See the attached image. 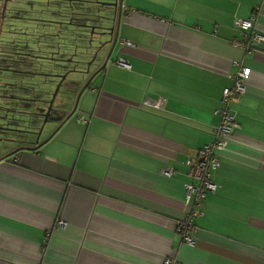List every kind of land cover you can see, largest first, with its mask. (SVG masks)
I'll return each mask as SVG.
<instances>
[{"label": "crops", "instance_id": "1", "mask_svg": "<svg viewBox=\"0 0 264 264\" xmlns=\"http://www.w3.org/2000/svg\"><path fill=\"white\" fill-rule=\"evenodd\" d=\"M254 10L264 34V0H123L109 63L72 119L0 161V264H264V39L233 44ZM234 60L251 73L191 246L177 231L185 161L213 138Z\"/></svg>", "mask_w": 264, "mask_h": 264}, {"label": "flooded vegetation", "instance_id": "2", "mask_svg": "<svg viewBox=\"0 0 264 264\" xmlns=\"http://www.w3.org/2000/svg\"><path fill=\"white\" fill-rule=\"evenodd\" d=\"M82 4L85 3H81L79 0H0V155L21 144L28 145V141L19 143L5 141L4 138L30 139L34 137V135L29 136L13 130V127H16L14 118L19 116V113L16 112L18 107L40 110L42 115L35 117L34 125L37 128L44 118V113L47 112L49 102H52V108L49 109L47 121L49 125H53V129L64 115V111L59 110L58 102L66 79L61 80L60 76L32 74L36 69L35 66L41 64L40 69L44 73L53 69L61 74L66 70L71 71L74 67L84 69L88 67L89 73L83 74L81 77L83 81L101 65L99 59L91 60L92 50L84 57L86 61H89L88 64L71 61L76 58L73 46H79L82 43L78 36L83 35L86 40L91 38L90 28L85 27L82 32L81 26H79L84 22L85 17L78 13ZM86 4H91L93 7L101 6L97 3ZM50 18L56 22H48ZM47 30H50V33L43 34ZM55 35H59L61 40H68L72 44L70 48L56 54L53 52L56 49L55 46L44 45L43 39L55 37ZM55 38L58 39V37ZM86 40L85 43H87ZM39 48L41 50H38ZM35 55L43 56L36 57ZM58 56L66 59L62 62L64 67L54 66L53 58ZM68 75L73 78L78 77L74 72H69ZM96 76L97 74L92 78V82ZM82 81L75 85L71 84L70 88L73 89V94L77 93ZM56 89L58 91L54 95ZM74 98L75 96H71L69 101L73 102ZM28 102L30 106H26ZM71 108L72 106L69 105L68 109ZM46 122L41 129L40 140L46 138L44 137ZM24 150L21 149L18 152ZM11 156L13 154L8 157Z\"/></svg>", "mask_w": 264, "mask_h": 264}, {"label": "water", "instance_id": "3", "mask_svg": "<svg viewBox=\"0 0 264 264\" xmlns=\"http://www.w3.org/2000/svg\"><path fill=\"white\" fill-rule=\"evenodd\" d=\"M81 3H85L81 5V10L78 11L79 14L84 15V22L81 23V29L82 32L85 30V27L90 28V34L91 38L86 40V38L81 35L78 36L80 40H82V43L79 44V46H73L75 49L74 55L76 58L71 59V61L75 63H83L86 62L87 64L89 61L85 60V56L92 50V57L91 60L99 59V62H101V65L98 69L93 71L88 78L85 80H81V77L83 74L89 73V68H77L74 67L73 69L66 70L64 73H60L59 71L55 70H49L47 73H44L43 70L40 69V66H35V70L32 74H36L37 76L42 75H49V76H60L61 80L66 79V82L64 83L65 87L64 89H61L60 91V97H59V110L64 111V115L58 120V124L56 127L44 138L43 140L39 139V135L41 132V129L45 122L48 120L47 115L49 114V109L52 108V102H49V107L47 109V112L44 113V118L41 121V124L37 128L34 123L36 121V116L42 115L38 110H34L30 107L28 108H17L16 112L19 113V116L14 118L15 119V125L16 127H13L14 131L21 132L23 134H27L29 136H33V138L26 139V138H4L5 141H13V142H19L22 143L23 141H28V145L21 144L13 150H9L8 152H5L0 155V161L6 159L9 155L17 153L21 149L25 150H34L37 147H39L42 143L47 141L51 135L65 122L72 119L73 114L76 112V108L79 102V99L82 95V93L87 90L91 83L92 78L98 74L100 71H102L107 64L109 63V59L113 53V50L116 46L117 40H118V30H119V23L122 16V4L123 0H79ZM86 3H97L101 6L93 7L91 4ZM106 6V7H104ZM49 20V21H48ZM48 22L54 23L56 20H53V18L48 19ZM91 21V22H88ZM50 30H47V32H44L43 34H49ZM55 37H58L56 39ZM55 37H48V39H43L42 42H45L44 45L47 46H55L56 49L53 51L54 53L58 54L63 50H68L70 48V45H72L68 40H61L59 38V35H55ZM85 40L87 43H85ZM38 41V40H37ZM34 43L36 41L33 40ZM37 44V43H36ZM38 50H41L40 48ZM36 57H42L43 55H35ZM34 56V57H35ZM55 61L54 66L56 67H64L65 65L62 63L63 61H66L65 58L62 56H58L53 58ZM33 63V61H32ZM69 72H74L78 75L77 78H73L68 75ZM79 81H82V84L77 91L76 94H73V89L70 88V86L75 85L79 83ZM61 82V81H60ZM59 82V84H60ZM38 83V82H34ZM72 84V85H71ZM57 89L54 91V95L57 93ZM75 96L74 101L72 104V108L69 110L68 108H64V106H67V104L70 103L69 99L70 97ZM35 104V103H34ZM30 106V103L26 104V106ZM56 109V108H55ZM50 121H53V119H50Z\"/></svg>", "mask_w": 264, "mask_h": 264}, {"label": "built area", "instance_id": "4", "mask_svg": "<svg viewBox=\"0 0 264 264\" xmlns=\"http://www.w3.org/2000/svg\"><path fill=\"white\" fill-rule=\"evenodd\" d=\"M259 8H257L258 13ZM256 10L247 18L237 19L236 23L243 29L244 36L235 39L233 44L242 47L248 53L255 51L256 45L264 39V34L256 28ZM126 44H133L129 40H123ZM117 64L130 68L131 64L123 57H117ZM237 65L236 70L230 73L233 78V85L227 86L222 91L221 104L216 108L215 113L219 115V122L213 127V138L203 143L195 154L189 156L185 163L187 165V175L191 181L185 183V204L188 210L184 217L177 222V231L182 239L188 245L194 244V235L197 229L194 218L203 212V201L208 192H214L217 184L214 182L213 175L215 169L219 166V154L226 148L234 128L238 125L233 110L230 108V102L240 99L245 92V84L250 76L251 68L234 60ZM141 104L153 108H160L163 105L161 98L151 99L144 96ZM76 120L85 121V117L77 115ZM173 168L165 167L161 171L169 175ZM60 225L65 224L62 219L58 220ZM165 264H173L174 259L167 257ZM182 264V263H179Z\"/></svg>", "mask_w": 264, "mask_h": 264}, {"label": "rangeland", "instance_id": "5", "mask_svg": "<svg viewBox=\"0 0 264 264\" xmlns=\"http://www.w3.org/2000/svg\"><path fill=\"white\" fill-rule=\"evenodd\" d=\"M48 126H49V122L47 121V122H46V125H45V127H44V130H45V128L48 127Z\"/></svg>", "mask_w": 264, "mask_h": 264}]
</instances>
